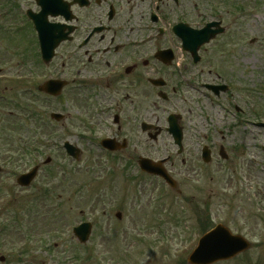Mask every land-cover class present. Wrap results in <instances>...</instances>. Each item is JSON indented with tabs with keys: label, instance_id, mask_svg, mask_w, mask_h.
<instances>
[{
	"label": "flooded vegetation",
	"instance_id": "obj_1",
	"mask_svg": "<svg viewBox=\"0 0 264 264\" xmlns=\"http://www.w3.org/2000/svg\"><path fill=\"white\" fill-rule=\"evenodd\" d=\"M245 13L236 0H0L2 48L11 45L21 55L18 67L33 70L9 76L5 85L22 79V94L10 97L27 102L40 122L29 127L42 131L43 144L57 133V143L78 149V160L100 157L99 150L124 171L162 182L140 171V160H150L176 181L181 196L178 186L210 179L214 165L235 178L234 160L244 162L245 144L256 137L257 119L237 101L232 50ZM208 23L221 33L198 47L197 33ZM51 81L59 83L51 89L56 95L44 90ZM256 153L251 146L248 157ZM68 159L72 169L61 184L72 180L71 172L84 173Z\"/></svg>",
	"mask_w": 264,
	"mask_h": 264
},
{
	"label": "rangeland",
	"instance_id": "obj_2",
	"mask_svg": "<svg viewBox=\"0 0 264 264\" xmlns=\"http://www.w3.org/2000/svg\"><path fill=\"white\" fill-rule=\"evenodd\" d=\"M236 3L246 7V18L240 20L239 29L233 30L237 101L246 115L250 113L257 122H264V0ZM237 42L241 47L235 45ZM11 47L3 49L0 41V75H28L33 70L18 67L21 55ZM4 85L5 81L0 82V91L6 96L21 94V85ZM3 108L4 112L10 109L8 105ZM253 132L256 137L245 144L249 151L244 162H233L235 178L214 165L209 168L210 179L198 177L182 183L183 189L178 186L180 197L162 182L124 171L117 166L122 163L112 164L114 159L99 150L100 157L86 153L79 160L84 173L71 172L72 180L61 184L59 180L66 178L64 172L72 168L69 159H63L56 132L49 138L51 145L47 143L39 151L40 156L25 161L24 166L18 163L19 171L14 173L15 162L8 166L3 162L8 150L3 143L15 142L7 134L5 141L0 140V166L4 168L0 174V264H187L186 258L200 237L195 228L200 229L203 218L207 230L222 224L251 242L249 251L218 264H264V129ZM13 135L21 142L28 136L14 131ZM251 146H258L254 159L248 157ZM166 154L162 150L160 155ZM47 157L52 164L42 167L31 187L16 186L17 176L29 170L30 162L40 166ZM104 165L107 172L99 170ZM50 173L56 176L52 183ZM139 181L145 185L139 186ZM43 189H52L53 193L36 200L34 195ZM26 202H31L29 212L23 209ZM65 202L70 204L64 206ZM103 210L105 217L101 215ZM80 212L85 215L80 216ZM119 212L122 218L117 222L114 215ZM87 218L93 230L89 242L81 245L72 237V228ZM27 240L32 244L27 247L28 253L21 255Z\"/></svg>",
	"mask_w": 264,
	"mask_h": 264
},
{
	"label": "water",
	"instance_id": "obj_3",
	"mask_svg": "<svg viewBox=\"0 0 264 264\" xmlns=\"http://www.w3.org/2000/svg\"><path fill=\"white\" fill-rule=\"evenodd\" d=\"M216 34H218V32L209 34L208 32H206V30H202L200 31V35L198 38L200 39L199 41L205 43L208 42L209 38H213ZM55 84L56 83H49V85L47 86V90L55 89ZM57 91L59 90L57 89ZM258 126L264 128V124H259ZM65 147L68 154H71V156L75 157L76 159L78 158V153L75 148L68 145H66ZM48 161L49 160H47L46 162ZM140 167L143 171L149 174L152 173L154 175L160 176L168 184L174 186V182L168 179L165 172L162 169L157 170L151 161L142 160V162L140 163ZM36 170L37 169H33L31 173L21 175V177L18 179V184L20 186H28L34 178ZM89 233V224L81 225L74 231L76 238L79 239L81 243H85L88 240ZM209 237H213V240L211 242H208ZM197 244L198 245L196 246V249L190 254L187 259V262L189 264H213L217 263L218 261L229 260L239 255L240 252H244L249 248V244L240 236H233L221 225H218L213 230L206 232V234L198 241Z\"/></svg>",
	"mask_w": 264,
	"mask_h": 264
},
{
	"label": "trees",
	"instance_id": "obj_4",
	"mask_svg": "<svg viewBox=\"0 0 264 264\" xmlns=\"http://www.w3.org/2000/svg\"><path fill=\"white\" fill-rule=\"evenodd\" d=\"M12 127H14V125L12 124V119L10 116H6V115H3L0 113V140H3L5 141L6 139V135L8 134L12 139H13V135H12V130H14L16 127H14L12 129ZM12 129V130H10ZM12 131V132H10ZM10 132V133H9ZM3 148L7 147L6 149L8 150H5L7 151L5 154V158L3 159L4 161L8 162L9 164L13 162V160L15 159V154L17 153V151H15V148H14V145L13 144H5L3 143ZM23 150H26L23 148ZM28 152H26L27 154ZM13 155V156H12ZM24 156V154H23ZM204 219L201 221V226H200V230L202 231H205V227L207 226V223H203L204 222ZM205 228V229H204Z\"/></svg>",
	"mask_w": 264,
	"mask_h": 264
},
{
	"label": "snow or ice",
	"instance_id": "obj_5",
	"mask_svg": "<svg viewBox=\"0 0 264 264\" xmlns=\"http://www.w3.org/2000/svg\"><path fill=\"white\" fill-rule=\"evenodd\" d=\"M215 235V234H214ZM213 240V237L208 238V242H211Z\"/></svg>",
	"mask_w": 264,
	"mask_h": 264
}]
</instances>
